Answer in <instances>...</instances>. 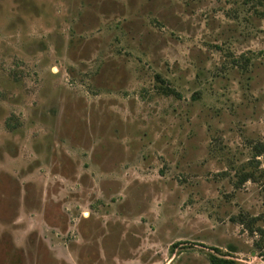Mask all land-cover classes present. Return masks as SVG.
I'll list each match as a JSON object with an SVG mask.
<instances>
[{
  "label": "rangeland",
  "instance_id": "374dc122",
  "mask_svg": "<svg viewBox=\"0 0 264 264\" xmlns=\"http://www.w3.org/2000/svg\"><path fill=\"white\" fill-rule=\"evenodd\" d=\"M210 254L264 264V0H0V264Z\"/></svg>",
  "mask_w": 264,
  "mask_h": 264
},
{
  "label": "trees",
  "instance_id": "16d2710c",
  "mask_svg": "<svg viewBox=\"0 0 264 264\" xmlns=\"http://www.w3.org/2000/svg\"><path fill=\"white\" fill-rule=\"evenodd\" d=\"M163 90H164L165 93L170 94L168 89H163ZM177 95H178V93H177ZM175 246L176 245H173L172 248H171V252L172 253L174 252V247ZM216 250H218V249H216ZM209 259H210L211 264H237V262L232 260V259H228V258H225V257H220V256L215 255V254H210L209 255Z\"/></svg>",
  "mask_w": 264,
  "mask_h": 264
}]
</instances>
